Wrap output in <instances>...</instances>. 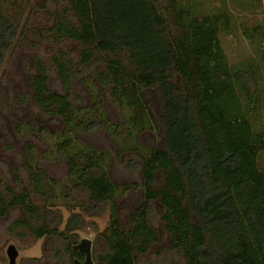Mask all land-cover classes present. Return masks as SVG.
<instances>
[{
    "label": "trees",
    "instance_id": "16d2710c",
    "mask_svg": "<svg viewBox=\"0 0 264 264\" xmlns=\"http://www.w3.org/2000/svg\"><path fill=\"white\" fill-rule=\"evenodd\" d=\"M163 1L166 7L158 0H69V8L56 14L53 38L78 42L86 50L79 62L66 51L53 59L63 94L51 91L50 69L35 57L36 72L27 79L33 103L74 134L106 127L120 135L105 111L103 90L109 89L132 111L134 129L128 128L129 133L138 130L139 137L150 124L164 141L163 148L142 157L144 203L131 214L128 228L115 199L130 187L113 182L110 154L80 140L77 147L70 138L57 145L75 177L73 186L88 193L91 206L109 205L110 225L104 232L108 250L96 256V264H138L137 256L160 242L149 221L155 202L164 208L170 249L180 252L186 264H264V172L259 167L264 138L254 133L253 117L245 113L237 91L236 79L244 85L246 80L233 75L220 41L231 14L221 9L200 16L194 0ZM17 39V28L0 0V62L13 54ZM101 64L104 70L84 82L93 108H75L70 101L73 78L82 73L81 67L89 71ZM30 102L25 95L20 105ZM20 129L34 131L29 123ZM34 148L30 144L27 149L32 190L2 200L0 217L19 207L38 221L42 218L32 194L46 198L48 175L36 167ZM131 165L138 167L135 161ZM159 173L164 183L156 188ZM23 225L31 226L14 224ZM84 226L81 217L72 216L64 233L48 226L31 232L37 239L58 234L63 248L56 257L65 264L61 257L68 256L74 264L84 256L73 250L79 243L73 233Z\"/></svg>",
    "mask_w": 264,
    "mask_h": 264
},
{
    "label": "rangeland",
    "instance_id": "374dc122",
    "mask_svg": "<svg viewBox=\"0 0 264 264\" xmlns=\"http://www.w3.org/2000/svg\"><path fill=\"white\" fill-rule=\"evenodd\" d=\"M165 7L167 3L158 0ZM197 13L205 16L218 13L221 9L231 14L228 30H222L220 41L228 57L231 72L236 77H244L246 82L236 79L238 94L245 113L253 117L254 133L264 138V0H194ZM193 1V2H194ZM55 2V3H54ZM4 12L15 24L18 39L13 54L6 63L0 62V208L2 200L10 201L15 196L32 190L27 166L30 144L35 148L36 167L47 173L46 198L32 194V204L37 207L42 218L36 220L28 216L22 208L12 207L6 217H0V264H8L6 251L14 244L19 249L18 264H63L56 257L62 246L59 233L65 232L66 223L72 216H79L85 222L77 235L79 242L88 238L93 242V259L108 250L104 232L110 225L109 205L91 206L88 193L73 186L75 179L70 174L66 157L59 156L57 145L64 139H73L77 147L79 140L97 150L107 151L112 159L111 178L119 187L130 189L115 201L119 203L122 221L129 227L131 214L143 201V155L152 149L165 146L158 129L146 126V131L136 136L131 125L132 111L122 106L110 93L104 91L105 111L112 123L120 127V135L113 129L102 128L88 134H74L61 120L45 116L33 103V96L27 84L29 74L36 72L35 57L49 67L50 88L54 93H65L54 68L53 59L66 51L76 62L86 47L78 42L57 43L52 38L56 14L69 7V0H3ZM72 12V11H70ZM72 14V13H71ZM82 73L73 78L71 104L77 109H92L94 101L90 98L85 80L90 74L104 70L98 65L89 71L81 67ZM84 72V73H83ZM89 83V82H88ZM92 81L89 83L92 87ZM150 93V91H148ZM146 93V94H148ZM154 95L155 92L153 91ZM29 95L31 102L22 107L21 100ZM91 118V117H90ZM24 123L33 126L34 131L27 134L21 128ZM137 137V141L133 138ZM142 153V154H141ZM137 163L133 168L131 163ZM259 167L264 172V151L259 157ZM162 175L158 174L156 188L163 185ZM154 212L150 225L159 233L160 242L153 245L146 255L137 256L138 264H186L185 257L170 249L171 238L162 220L164 208L160 203H152ZM30 223L22 227L14 224ZM48 226L58 234L37 239L32 230ZM65 264H73L68 256H63Z\"/></svg>",
    "mask_w": 264,
    "mask_h": 264
},
{
    "label": "water",
    "instance_id": "95a60500",
    "mask_svg": "<svg viewBox=\"0 0 264 264\" xmlns=\"http://www.w3.org/2000/svg\"><path fill=\"white\" fill-rule=\"evenodd\" d=\"M73 250L84 256L83 261L75 260L74 264H94L93 242L90 239H82L77 245L73 247ZM6 255L8 257V264H18L20 253L19 249L14 244L8 246Z\"/></svg>",
    "mask_w": 264,
    "mask_h": 264
},
{
    "label": "flooded vegetation",
    "instance_id": "af4514ba",
    "mask_svg": "<svg viewBox=\"0 0 264 264\" xmlns=\"http://www.w3.org/2000/svg\"><path fill=\"white\" fill-rule=\"evenodd\" d=\"M65 8H69V7H65ZM65 8H64V9H65ZM64 9H63L61 12H64ZM55 22H56V21H55ZM51 33H52V31H51ZM51 36H52V38H51L50 40L53 39V34H52ZM111 166H112V164H111ZM110 175H111V168H110ZM10 208H12V207H10ZM10 208H9V209H10ZM9 209H8V211L6 212V214H5L4 217L8 216V214H9V212H10ZM4 217H3V218H4ZM32 234H33V233H32ZM83 260H84V259H83ZM83 260H82V261H83Z\"/></svg>",
    "mask_w": 264,
    "mask_h": 264
}]
</instances>
